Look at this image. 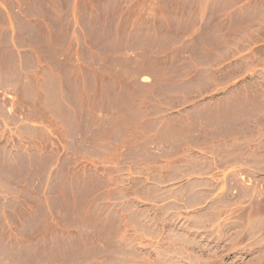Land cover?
I'll use <instances>...</instances> for the list:
<instances>
[{
  "label": "rangeland",
  "instance_id": "obj_1",
  "mask_svg": "<svg viewBox=\"0 0 264 264\" xmlns=\"http://www.w3.org/2000/svg\"><path fill=\"white\" fill-rule=\"evenodd\" d=\"M4 1L25 30V14L72 0ZM233 3L77 0L83 26L109 16V34L76 36L85 65L61 35L65 60L45 50L53 69L30 72L45 81L25 82V58L0 65V190L15 197L0 195V264H264V28L249 36L263 81L243 84L248 100L230 94L229 65L197 71L228 59L219 19ZM184 103L145 123L152 146L139 138L143 116Z\"/></svg>",
  "mask_w": 264,
  "mask_h": 264
},
{
  "label": "crops",
  "instance_id": "obj_2",
  "mask_svg": "<svg viewBox=\"0 0 264 264\" xmlns=\"http://www.w3.org/2000/svg\"><path fill=\"white\" fill-rule=\"evenodd\" d=\"M12 2L14 0H11ZM17 2V0H15ZM114 1V0H107ZM126 4L135 2L138 0H119ZM155 1V0H151ZM181 2L188 0H180ZM230 2H235L231 5L228 11L221 16L219 19L220 23H225V27L219 31L220 35L230 36V54L227 60L215 63L209 66H199L198 70H206L207 72H213L219 68L229 65L231 69L235 70V74H232L227 80L231 85L230 94L232 96L239 97L241 100H248L250 98L249 91L243 90V84L248 83L251 79H258L263 81L253 73L258 69L256 65H251L249 59L251 55V45L249 43V36L253 34H262L264 28V0H230ZM41 8L48 10L47 15L43 14H25L22 16L25 19V30H20L15 25V15H21V11L18 6L9 5L4 0H0V54L3 56V62L0 65H12L11 58L15 59L13 65L19 68L23 67V59L25 58V82L30 81H45L43 78L34 79L30 77L31 71H36L44 66L53 69L52 63H43L40 60L41 52L48 49H63L62 45L60 47V39L58 37L61 35L63 45H70L73 43V65H85L80 61V45L77 42L76 36L79 34H90V33H100L109 34L110 30L108 28L109 16L102 14L101 16H96L94 14H88L87 20L98 23L95 27H85L79 21V17L76 14L77 0H72L69 5L62 6H40ZM204 27L203 21H200L195 28L193 34H199ZM116 32V31H115ZM137 32L135 29L127 31V34H133ZM190 34H187L189 38ZM91 51H97L96 48H89ZM65 50L63 49L57 56V63L65 60L66 58ZM2 61V60H1ZM196 71V72H197ZM193 73L188 75L184 81L191 82L197 78V74ZM138 81L141 83H153L155 78L153 76H139ZM209 83H215L217 80L210 79ZM210 89L206 94L213 93L216 90V85L209 86ZM201 93L195 94L193 98H200ZM257 96H261L258 92ZM243 102V101H242ZM245 103H247L245 101ZM193 107H189L187 104H182L174 110H164L159 115L147 114L140 119L141 129H139V138L150 140L148 146H152V132L145 130V123H149L158 120L159 123H164L167 120L169 114H181L185 113ZM12 133L15 137L21 141H25V124L17 123L13 125ZM168 140L160 142L161 145L167 146ZM25 185V182L22 183ZM168 183L165 182L163 190L165 193L168 192ZM5 194L6 199H13L14 194L8 192H1L0 195Z\"/></svg>",
  "mask_w": 264,
  "mask_h": 264
}]
</instances>
